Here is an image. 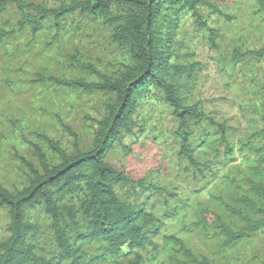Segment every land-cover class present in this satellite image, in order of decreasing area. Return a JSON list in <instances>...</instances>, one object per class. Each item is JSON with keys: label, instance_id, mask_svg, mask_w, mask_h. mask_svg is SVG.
<instances>
[{"label": "rangeland", "instance_id": "374dc122", "mask_svg": "<svg viewBox=\"0 0 264 264\" xmlns=\"http://www.w3.org/2000/svg\"><path fill=\"white\" fill-rule=\"evenodd\" d=\"M25 4L55 9L71 0H21ZM198 12L205 24L217 31L212 46L195 17L189 12L168 13L177 24L170 63L193 65V78L182 90L188 105L199 109L216 123L225 125L232 149L224 157V146L214 128L197 127L192 143L202 177L194 178L180 159L177 124L162 93L141 100L134 114L131 135L115 141L107 162L125 173L139 189L142 183L153 191L142 196L147 211L162 223L153 237L142 264H177L176 247L167 240L176 237L198 259L211 264H264V231L233 246L223 245L215 228V217L232 230L242 224L229 214L240 209L239 201L258 198L247 181L264 186V140L255 135L264 128V59L251 52L264 48V0H209ZM23 18L15 7L0 14V186L10 192L28 186L30 173L25 163L40 169L39 155L46 163H59L49 143L66 153L93 147L96 122L106 115L113 98L101 93H84L41 82L42 77L97 83L99 76L115 77L131 64L127 50L113 43L112 28L104 19H85L75 14L57 32L51 21L37 33L19 23ZM7 34L6 37L1 34ZM140 190V189H139ZM131 191L123 188L120 194ZM201 218L207 225L200 226ZM36 227L38 252L52 255L50 222L39 211L28 214ZM9 218L0 211V242L7 234ZM92 264H111L100 258L95 243L81 246ZM129 253L126 248L122 255ZM67 264V263H65Z\"/></svg>", "mask_w": 264, "mask_h": 264}, {"label": "trees", "instance_id": "16d2710c", "mask_svg": "<svg viewBox=\"0 0 264 264\" xmlns=\"http://www.w3.org/2000/svg\"><path fill=\"white\" fill-rule=\"evenodd\" d=\"M209 4V0H71L58 8L47 9L21 0H0V14L15 7L23 14L20 30L28 25L33 34L48 21L58 32L63 22L75 14L85 19H104L112 28L111 40L126 49L131 60L115 77L99 76L97 83L40 79L62 89L108 95L113 101L106 107L103 119L96 122L90 150L81 151L75 143L73 152L68 154L57 144L49 143L59 159L58 164L48 165L40 154L39 170L25 163L30 173L28 186L16 192L0 186V211L6 210L9 218L8 236L0 242V264H92V260L86 262L88 255L81 249L90 242L98 246L100 258L111 260V264L143 263L141 252L155 248L153 237L162 223L147 211L141 199L150 191L160 193L154 186L146 188L142 183H138L140 190H137L134 182L112 167L106 158L115 141L132 134L136 108L151 93H162L172 109L177 124L175 136L180 145L178 156L187 162L195 179L203 176L192 143L197 127L205 124L214 128L224 146V157L231 155L225 125L206 116L198 105H188L183 96L185 84L193 78V65L169 62L174 45V31L170 30H176L177 26L168 18L170 12L191 13L196 24L206 32L210 44L215 46L217 31L207 26L198 12L200 7ZM250 55L264 59V48ZM255 137L264 140V128ZM263 164L264 156L259 158V166ZM247 183L261 203L242 198L238 203L240 209L229 208V214L242 227L232 230L215 217V228L226 247L264 231V186L255 180ZM129 187L131 191L120 194L123 188ZM36 210L50 222L55 248L52 255L38 252L34 238L37 229L28 220L29 212ZM198 225L205 227L206 219L201 218ZM167 240L182 258L181 261L173 259L177 264H211L205 259L198 260L178 238ZM125 248L129 253L122 255Z\"/></svg>", "mask_w": 264, "mask_h": 264}]
</instances>
